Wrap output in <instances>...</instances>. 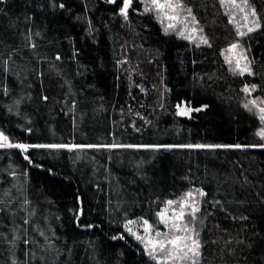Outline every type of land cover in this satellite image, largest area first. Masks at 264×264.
<instances>
[{
    "label": "trees",
    "instance_id": "trees-1",
    "mask_svg": "<svg viewBox=\"0 0 264 264\" xmlns=\"http://www.w3.org/2000/svg\"><path fill=\"white\" fill-rule=\"evenodd\" d=\"M181 3L190 39L148 0L126 18L123 0L0 2V130L83 146L0 148V264H157L125 225L157 224L192 189L205 193L201 264H264V122L245 108L264 107V0H248L251 33L221 0Z\"/></svg>",
    "mask_w": 264,
    "mask_h": 264
},
{
    "label": "snow or ice",
    "instance_id": "snow-or-ice-1",
    "mask_svg": "<svg viewBox=\"0 0 264 264\" xmlns=\"http://www.w3.org/2000/svg\"><path fill=\"white\" fill-rule=\"evenodd\" d=\"M2 2V0H0ZM109 3L114 2V0H108ZM152 9H154L158 14H163L161 19H167L169 21H179L181 24L184 25L183 30H179L178 34L183 37L184 39H190L191 34H194L197 29L195 27H192L190 30L188 28V24L185 20H181L179 16L180 10L183 9V5L181 3V0H149ZM225 3L239 8L241 13H245L244 20H248L249 13L245 12V9L248 5V0H241V4H237V0H221V4L224 5ZM132 4V0H123V6L120 8V14L127 17L128 9ZM61 8L64 7L63 4L60 5ZM151 9L145 8V11H149ZM189 15H191V10H188ZM250 15L255 17L257 15L256 10L253 8L251 9ZM192 22L195 23V17H191ZM247 27V32L251 33L257 28L260 27V24L258 20H253L251 26L245 25ZM176 25L174 23L168 24V29L175 28ZM167 32V29L165 30ZM185 31H189L190 35H185ZM38 34V33H37ZM246 33L241 32L238 30V35L244 36ZM201 42L207 44V39L201 37ZM210 46V45H209ZM239 47L238 44H232L231 47L228 49L229 52H232L233 50L237 49ZM59 59V57H57ZM247 58L243 55V53L240 54L239 58L236 60V66L239 70L240 74H243L244 72H251V69L249 68L248 64H245L243 67L240 66V60ZM226 60L229 63H232L231 59H228L226 57ZM255 85H252V88H255ZM243 91L248 92L249 88L246 86ZM44 99H47V97H44ZM264 103V102H262ZM179 108V106H177ZM205 107H207L205 105ZM245 108H248L249 111H252L253 108H258L259 111V118L262 122H264V107H261L258 105L256 100H252L249 102V104L245 105ZM200 109H196V111H199ZM191 111V109H183L178 114L180 115H188V113ZM262 139H264V130H262L260 133H258ZM122 147H136L134 145H120ZM261 147H264V145H260ZM16 148L21 150V152L27 153L29 149L33 148H43V149H59V148H73V147H83L82 145H65V144H24V143H11L9 142V139L7 136H5L3 133H0V148ZM89 147H93L92 145H89ZM111 147H117V145H112ZM144 147H160V146H153V145H145ZM170 147V146H169ZM185 147H197V148H220V147H234V148H240L241 145H186ZM26 160L29 159L27 155L24 157ZM199 192V195L203 196L205 193H203L200 190H197ZM188 197H192V193L189 192L187 194ZM169 205L173 204V201H168ZM185 202L181 203V210L172 218L174 221L176 220H183L184 218V208ZM195 201H193L192 206V213L195 214V212L199 211L197 207L194 206ZM159 217L161 218V222L167 224L168 218L166 212H160L158 213ZM133 223V221H128V224ZM144 224L146 225L145 231L148 232L151 229V225L148 224V221H144ZM127 228V225H125ZM172 227L176 230V232H185V233H191L193 230L188 228L187 226H181L176 223L172 224ZM127 230L131 233V229L127 228ZM43 234V233H41ZM135 235V233H132ZM161 235H164V239H157L152 240L150 237L147 239L146 246H145V252L149 255L151 259L157 260V264H198L197 257L200 256V242L198 239L194 238L191 235H173L171 237H168L166 234H162L157 232L156 236L160 237ZM115 239V237H113ZM137 240H140L141 242L145 241L144 237L136 236ZM170 246V247H169ZM157 251L160 253V258H157Z\"/></svg>",
    "mask_w": 264,
    "mask_h": 264
},
{
    "label": "rangeland",
    "instance_id": "rangeland-1",
    "mask_svg": "<svg viewBox=\"0 0 264 264\" xmlns=\"http://www.w3.org/2000/svg\"><path fill=\"white\" fill-rule=\"evenodd\" d=\"M150 8L152 9L151 5H150ZM162 15H163L162 13L158 14L160 19H161ZM162 21H164L163 25L165 26V29H167L168 31H175L176 33H178L179 30L184 29V27L178 28L177 26L173 29H168L169 23H174L176 25L177 21H169L167 19H162ZM251 24H252V22L248 19L247 21H245V20L243 21L242 26L247 28L245 25L251 26ZM189 30H190V28H189ZM187 33L190 34L189 31H185L186 35H188ZM191 35H195V33L191 34ZM236 44H238V43H236ZM228 53L230 54V58L233 57V58H236V60H237L239 58L240 54L242 53V51H241L240 47H238L237 49L233 50L232 52L228 51ZM236 60H234V61H236ZM244 65H245L244 59H241L240 60V66L243 67ZM183 109H191V111L188 113V115H190L193 111L192 108L187 107L186 105H181L178 109V112H180ZM0 133H3L5 136L8 137L9 142H12L10 140L9 136L5 132L0 130ZM189 192L192 193V197L187 196V194ZM199 196H200L199 192H197V190H195V189H192V190H188L181 199H179L177 201H173L172 205H169L167 202L161 211V212H166V214H167V218H168L167 224L161 222V218L159 217L157 224H152V223L148 222V224L151 225V229L148 232H146L145 231L146 225L144 224L145 220H132L133 223L127 224V228L131 229V233L127 230V228H126V230L135 239H136V236H141V237L145 238L144 242H141L140 240L136 239L139 243H141V245L144 247V249L146 246L147 239L149 237L154 241L157 239H164V235L157 237L156 236L157 232L162 233V234H166L168 237H171L173 235H180V236L191 235L194 238L198 239L200 242V245H201V247L199 249L200 256L197 257V261H198V264H201V263L205 262L203 257H202V242H203V240H202V226H204V219L200 214V210L195 212V214L192 213L193 201H195L194 206L197 207L198 209L200 208ZM182 202H185V205L183 208V211L185 214L184 218H183V220L174 221L172 218L181 210V203ZM173 223L181 225L182 227L187 226L188 228L192 229L193 231L191 233L176 232V230L172 227ZM132 233H135V235H133ZM156 255H157V258L159 259L160 258L159 251H157ZM169 263H171V262H169ZM185 264H187V262H185ZM207 264H210V263L207 262Z\"/></svg>",
    "mask_w": 264,
    "mask_h": 264
}]
</instances>
